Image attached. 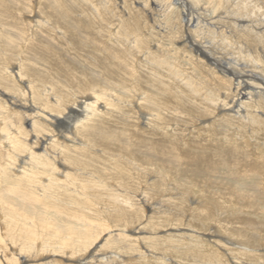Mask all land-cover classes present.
I'll return each instance as SVG.
<instances>
[{
	"label": "bare ground",
	"instance_id": "6f19581e",
	"mask_svg": "<svg viewBox=\"0 0 264 264\" xmlns=\"http://www.w3.org/2000/svg\"><path fill=\"white\" fill-rule=\"evenodd\" d=\"M206 1V3H208L209 0ZM228 1L229 0L223 1L225 2V4H222L224 5L223 7L227 5ZM248 1V4L246 2H238L244 6L238 4L237 11H239L240 14L246 15L249 18L253 17V23L244 26L240 25L241 29H237V31L242 30L244 32L243 35H245L246 41L248 43L252 44L250 40L256 39L257 44L263 47L264 49V31L257 28V26H261L264 21L263 18H261L260 20L258 19L259 15L264 17V7H262L260 0ZM152 2L153 4L157 3V5L159 4L158 2H160V4L165 3L168 7H171L172 4L171 1L169 2V0H152ZM186 3V0H177L174 4H180L183 7H186ZM99 4L103 6V9H106L107 4H105L104 2H99ZM92 9L96 10L97 8L93 6ZM255 17L257 18V20L255 19ZM192 20L193 17L190 16L189 18L187 17V19H184L183 21L188 26L192 22ZM32 24L36 27L44 26L46 28L52 29L50 22L43 17H36V20L33 21ZM196 25L197 26H195V28L199 30L200 23H197ZM237 25L238 24H236L235 26ZM205 26L207 25L204 24V26H202L201 28L204 29ZM206 29L207 31L205 32L209 33L210 37L215 39L211 42L217 49L222 50L223 52H226L228 48L232 50H238L234 47L236 46L235 43L237 41L236 34L234 35L232 34V32H229L228 35H226L220 30L216 32L214 30H210L209 28ZM57 30L58 29L56 28L55 32H57ZM123 30L125 31V29ZM194 38L195 37L187 36L186 43L190 45V50L195 52L197 57L201 56L202 59L205 61L206 65H209V71H206L208 75H212V73L218 72L222 76V78H226L225 75H231V77H233L234 79H239H237V82L234 87L235 96L234 98H232L230 103L227 102L225 99H221L220 97V90L223 89L226 93L228 91L227 87L229 86L210 87V84L207 80L204 79L202 74L195 75L191 72L186 73L184 71H181V69H178L173 62H169L168 57L154 58V54L151 51L142 48L143 41L141 42V40L136 39L108 40V42H110L112 46L109 43L107 44L111 47H113V44H117L120 50L127 52L126 54L124 52L122 55L126 58V60H129L133 53L135 55H141L143 59L141 60L142 64H138V66L139 69L141 68V72L145 74L141 76L137 74L133 69H131L133 67H125L124 63H120L117 61L116 63L111 62V60L116 59V57L113 54H110V51L112 50H110V47L106 45V40L59 41L60 43L66 45L65 47L68 48L69 52H79L81 54V59L85 58V60L83 59V61H81L84 63L86 61V64H81L79 63V60L77 61L75 58H73L74 63L77 61L75 64L80 65L78 69H74L71 63L68 64L62 61V58L61 56H59V52L56 49L62 51L63 53V50L65 48H61L59 44L54 42H50L54 45V48L48 49L46 46L43 48H38V45H40V41L31 40L33 39L32 35H29L30 40H28L27 42V47L28 50H33L34 52H26L23 54L19 53V61H17V70L14 71V69L11 67L13 64L10 65V61H7L5 55L1 58V62L4 59V63L2 62V65H0V86L2 87L3 85L4 90L0 89V153L2 156H5L4 158H2L4 160L3 174L5 173L6 178H8L9 180L6 183L8 185V190H11L10 192H14L15 195L13 196L12 194V196H17V198L21 201L27 200L28 202H38L42 199L53 200L62 205H58L54 208L55 211L58 212L57 214L60 215L56 216L58 218L60 217V221L62 223L64 220H67L68 222H73L74 224L81 225V227H78L77 230H75L74 227L73 229L67 227L68 232L59 236L57 240H53L54 238H52L50 235L48 237L44 233L45 237L43 238L41 236L43 238L42 244L39 245L37 241L41 237L40 235H38V232L35 231V227L33 226L34 224L31 223L26 225L25 220L20 219V215L18 213L12 212V210H10L11 212H9L8 214H4L6 218H3L2 223H5V219H8L9 222L7 221V223L4 224V228L1 227L2 223L0 225V251L4 249V245L11 246V248L8 249L12 252L10 260H12L16 255H19L21 261L25 262L28 258L30 259V257L37 258L41 257L42 254H46V256L50 257L52 256L53 258L54 256H57L53 254H60L61 256L57 257H62L63 259H66L67 257L71 258L76 256V258L74 259L76 260L75 264H128V262L124 263L126 260L121 258L120 255H108L106 253H101L100 250H97L99 251V254L98 252H96V250L92 248L96 243V239L98 235H100V233L96 234L92 238L91 231L92 227H95L93 226V223L96 226L98 225L97 223H95V218H98L101 213L97 209L99 207L101 208L103 204L104 212L108 213L107 216L111 220L119 222L117 225L119 227V232L116 231L117 233L112 235V238H110V236L109 239L106 241L107 243H116V239H114V237H118V240H124L127 243L129 250L137 255L139 259L138 261H147V258L151 257L154 258L155 264H172L170 262V258H164V256H156L159 255L156 250L157 242H159V239H156V241L154 239H151L152 237H150V234L149 237H146V239L144 240L145 244H143L142 246L137 235L139 232H141L140 230L144 228H134L128 230L127 222L129 221L126 220L128 218L126 215L127 213H124L127 211L126 206L128 208H132V206L135 204H144L145 206L148 204V206H150L152 200L158 201V207H162L163 204L169 203L174 205V207L178 210V213H174L172 210V212L170 210H158L155 212L157 213V216L155 215L154 219H160L158 214H167L172 216V220H177L178 218L185 216L186 213L182 206L178 208L177 204L173 203L174 200L185 202V199L191 198V194L195 195L196 193L193 190H188L186 188H184L186 189L185 191L179 192V189L183 188V186L181 187L175 184L174 188H172L173 191L170 194V197L167 200L164 199L167 182L169 180L168 176L164 175V173L162 172V168H159L158 171L153 170L154 167L151 169L148 166L151 171H149V169L147 168L148 161L151 165L155 164V157H158L156 148L160 145L145 144L143 146V150L146 153H148L150 156L155 155L154 159L147 160L145 162V165H143L141 160L139 159L143 156V154L140 157L136 156L137 149L135 147H137L140 143L143 142H141V137H143V133H141V135L140 131H144H142L141 129L146 128L150 130L149 132H147L148 136L150 137V139L148 140L153 141L155 140L154 136L158 135L165 138H169L172 141L174 140L173 142H176V138L171 137V134L174 129H172L173 124H170L169 121V112L170 115L173 117L176 116V114L180 113V115L183 114V117L189 120L197 121L200 119L196 115L200 117H205L208 115V117L211 116V118L213 117L215 120H217L218 117L212 116V114H214L213 112L216 110L218 113H224V115L221 114L222 117L219 118L217 122H222L226 125V127H230V133H232L233 137L231 136L232 138L229 137L226 139V136L228 135L227 132L224 133L223 137L226 141V144H213V152H218L220 149L225 150L227 148H231V151H234L236 153V150H238V148L237 146H233L231 144L232 140H244L242 134L246 132V128H250L251 131L248 132L247 136L245 137L255 143V149L264 152V141H261L262 138L260 140L258 139L259 135H264V71L261 70L262 72H258L256 75H254L250 72L252 70H248L249 72L243 70V72L248 73L247 76L251 75V77H246V80H240L241 76H244L245 74L243 75V72H238L236 70V65L233 66L226 62H220V60L214 56V53L216 51L212 53L208 50L207 46L200 45L201 43L199 44L196 40H194ZM8 49L7 51L10 50ZM256 51L248 50L243 52L238 50L236 55L239 59H242V61L247 62L248 64L246 65H250V68L256 71L259 69V61L254 56V53ZM10 53L12 52L10 51ZM22 55L23 57H25L24 60L21 58ZM62 55L63 57L65 56L69 58L66 53H63ZM238 58L237 60H239ZM203 60H201V64L203 63ZM31 62H34L38 65H30ZM26 64L30 66H27ZM81 65H83V69L80 68ZM32 66L35 67L34 69L37 68V71L40 70L47 74V76L49 75V77H54L52 78V80L56 83L64 85L62 83L64 81V83L66 84V86L64 85L65 87H67V83H71V85L75 84L77 85V88L84 87V92L81 93L83 94V96L80 97L78 94L79 97H77L75 93L71 94L73 96V99L71 101L69 100V105H67L64 110H59V106H61V104H63L65 101V96L61 97L60 93H56V88L55 86H53L54 83L51 84L49 83V81L43 82L41 78L43 73L40 72L42 74H36ZM44 66L46 69L43 68ZM135 66L136 65H134V67ZM127 67L129 69H126ZM150 67H154V69L161 70L162 74L154 72V70L150 69ZM234 70H236L237 72L235 73ZM163 73H166L169 77L168 79H166L167 81L171 82L172 80V82L175 83V85L171 83L172 85H174V87L172 89L170 88L171 90L169 88L166 89L167 92L165 88L162 87L165 86L164 83H161L163 80L162 78H165ZM77 74L79 78L81 77L83 79H77ZM10 82H12L14 85H19L18 87L21 89L20 92L17 94H23L22 97L25 96L24 94L28 93L26 92V90H28L27 87L30 88L33 93L32 98L34 100L31 99L32 102L25 100L28 98L26 95L27 98H25L23 102V98L21 99L20 102L22 103L18 102L16 100L17 98L14 97L15 95L13 96L9 93L10 88H7L8 90H6L5 88V85ZM25 83L27 84V87ZM48 84L49 86H51L50 89L47 88ZM168 84H166V86H168ZM220 85L222 84L220 83ZM240 88L242 90H239ZM163 90L166 93H163ZM182 90H186L187 95H184V93L183 95H176L175 92H180ZM171 91H174L173 94L175 96V104L179 103L180 106L184 108L183 113L181 112L180 107H178V104L176 106L172 105L170 102L164 101L165 95L168 96L167 93L169 92L170 94ZM181 97H185V101H188L187 98L189 99L188 102H190L191 104L188 107L190 108L183 106V99ZM198 99L199 103L197 102ZM10 101H12L11 104ZM14 101L19 103L20 105H14ZM48 102H50L49 108L47 106L49 104ZM10 106H12V108ZM9 108L16 110L15 113H17L18 116L22 115L23 119L32 121L30 122V129L26 131L30 133L26 134V136L23 137L24 134L23 132L21 133V129L17 128L16 124H14L12 118V113H14V111L9 110ZM64 112H66V114H64ZM128 113H132L133 115L141 114L146 117L143 120V123L141 124L142 126H140L141 129L137 128L138 123H136V121L133 126L127 122L125 118H127L126 115H128ZM32 117L34 119H32ZM35 118L42 120V122L46 123L45 126L48 128L47 133H43L42 128L37 124L39 122L36 123ZM180 118L182 117L180 116ZM171 120L173 119L171 118ZM203 127L209 131H212L215 128V122L213 121L211 122V124H205L203 125ZM154 131L155 133L153 134ZM212 136L217 137L215 133L212 134ZM229 139L231 140V142H228ZM211 145L212 144L205 146L208 147L207 149H210ZM197 146L198 147H194L197 150H207L202 144H199ZM72 150H75L74 153L72 152L73 154L70 153V151ZM120 151L127 152V154L129 155L126 156H128L129 158L123 155L122 159L119 160L118 158L121 156ZM97 152L100 156V158H97L101 159L104 163L110 161L113 162L111 171L112 174L118 171L119 168H122V171L119 176H116V173L114 174V176H106L105 174L104 176H101L99 173L98 175H94L92 172L86 171V168L88 166H91V158H93V156L97 154ZM76 153H79L82 157L79 158V155H77ZM103 157L110 159V161L108 159L104 160ZM175 157L170 156L169 158L175 162H178V160L181 159L179 156L178 158ZM213 157L215 158V156ZM222 157L216 159L217 165H214L213 162L208 161V163H206L205 161L203 163H199V166H195L194 159H192L191 162L188 163L190 164V168L192 170L193 168L195 169L196 167H201L194 174H211L212 171L208 172L209 168H207V165L209 163H212L214 168L217 169H219V167H224V169L226 168L227 162L229 160L227 161L224 156ZM121 160L122 163H120ZM69 163H71V165H69ZM1 165L3 164H0V167ZM158 165L161 167L162 164L160 161H158ZM255 165L256 167H248L246 165L245 168H248L244 171L242 169L241 173L244 172L245 177L247 176V178H260V180L256 179V188L261 189L264 188V156L256 155ZM105 166L106 165L100 166L99 169L101 170V167L104 169ZM7 170H9V172L11 173L6 174L8 172ZM150 172H154L152 174H155V177H157V184H159V187H153L154 189H150L148 186H145V189H143L141 188V185L136 180L134 175L135 173H137L139 176L140 174H142L143 176H148V173ZM225 175L228 176L230 174L226 173ZM107 177H109V180H107ZM198 179H200V177ZM200 182L203 183L205 187L206 185H219L216 183H207V181L204 180H201ZM6 184L5 186L7 187ZM10 185H13V187H10ZM19 185L23 186V188L20 189ZM197 185H199V183H197ZM131 189H134V191H132ZM202 191H204V189L201 188V193L204 194V192ZM220 193L222 195H225L224 191H220ZM138 194L139 196H137ZM7 196L5 195V197ZM59 197H61V200H55ZM204 199L205 198L203 196H199L197 200L195 199L196 205L200 206L201 201ZM208 199L211 202L207 203V201L205 204L201 205L202 208L197 209L196 212L191 214L188 223V226H190L191 229H187V232L184 231V233L177 232L178 237H182L185 240V248L190 249L191 252H193V249L195 248L197 250L199 249L200 251L205 248L207 250L208 248H210V246L214 247V245L211 244V241H208L207 244L203 242V238L199 237L198 232L202 230H208V225L211 221L216 220L215 222L217 225H222L224 220H226L224 219L225 216H223L224 213L221 212L220 202L216 201L213 197L210 196ZM150 207L153 208V206ZM226 207L228 209H226ZM231 207H233L231 203H229L228 206H225L226 211L224 212L226 213V215H229V213H231V211H229V208ZM67 211L71 212V214H69ZM211 211L213 212L211 213ZM239 211L236 210L234 212ZM137 212L138 210H133L132 213H128L129 217H136ZM87 213L99 216H95V218L90 219L91 217L88 216ZM258 213L264 214V208H260ZM245 214L255 217V214L250 211L245 212ZM38 217L39 216H37V219ZM227 217L229 218V216ZM256 217V221H252L249 219H246V221L243 220V222L241 223V225L245 227L243 228L248 230L254 226L255 230H264V216H262V218L260 216L259 218ZM154 219H151L149 221V224ZM219 219H222L223 222H219ZM48 223L53 224L52 222ZM58 224L59 223H56V227H59ZM194 225L198 227V230H194V228L197 229ZM110 230H108V232H111ZM210 230L212 233L216 232V229L213 227H211ZM73 231L76 232V238H73ZM237 232L239 233L231 234L230 232H226L227 239L229 241L231 240V242H233L235 239L239 243L238 247L240 248V250L242 249L244 251H247L248 246L246 242L248 238L244 236L245 234H243V232H240L239 230ZM153 233L154 232H152V234ZM260 233H264V231ZM176 234L171 235L170 237H173ZM230 234L234 235L235 237L232 239ZM249 235H251V237L253 238H255L256 236V234ZM236 237L238 238V240ZM261 239H264V235ZM251 244L253 246L255 245L253 244V240H251ZM54 245H56V248L53 249ZM201 254H195L193 256L198 257L199 255L201 257L203 255ZM232 254L234 255V253H231V256ZM234 256L231 257L235 260L234 261L232 259L233 264H235L236 261H239L237 264H243L245 261H247V259H245L246 254L244 255V253L241 254V258H237L236 255ZM205 257L206 259L204 264H215V262L210 261L212 259L207 260L208 256L205 255ZM226 258L227 257L225 256V259ZM198 259L200 260L199 257L197 258V260ZM243 259H245V261ZM70 260V263L74 264L72 263V261H74L72 258L66 259L67 262H69ZM58 261L62 260L59 259L56 262ZM263 261L264 260H262V262ZM217 262L218 261H216V264ZM58 263L60 264L61 262Z\"/></svg>",
	"mask_w": 264,
	"mask_h": 264
},
{
	"label": "rangeland",
	"instance_id": "374dc122",
	"mask_svg": "<svg viewBox=\"0 0 264 264\" xmlns=\"http://www.w3.org/2000/svg\"><path fill=\"white\" fill-rule=\"evenodd\" d=\"M170 1L172 2L171 7H168L165 3L160 4V2H158L159 3L158 5H157V3L153 4L152 0H101V1L100 0H0V46H1L0 49L2 50V51L0 50V65H2V62L4 63V59L1 62V58L5 55V58L7 59V61L8 62L10 61V65L13 64L11 67L14 69V71L18 69V62L17 61H19V59H18L19 53L23 54L26 52H28V53L34 52L33 50H28V47H27L28 46L27 42H28V40H30L29 35L33 36V39H31V40H39L40 41V45H38V48H43L45 46L48 49L54 48L53 47L54 45L50 42L57 43V44H59V46L61 48L62 47L65 48L63 50V53H66L69 56V58L65 57V56L63 57L62 51H60L58 49H56V50L59 52V56H61L62 61L65 63H68V64L71 63V65L74 67V69H78L80 66L79 64L78 65L75 64L78 60H79V63L86 64V61H85V63L82 62L83 59L85 60V58L81 59V54L79 52H76V51H75V53H73L72 51L69 52L68 48L65 47L66 45L59 42L60 40H104V41L106 40L105 42H106V45L108 46L107 43L110 44V42H108V40H135L136 39V40H141V42L143 41L142 42L143 43L142 48L148 49L149 51H151L154 54L153 55L154 58H159V57H166L167 58L168 57L169 62H173L178 69H181V71H184L186 73L191 72V73H194L195 75L202 74L204 79L207 80L208 83L210 84L209 85L210 87L211 86L212 87L229 86V87H227L228 91L226 93L223 89L220 90L221 91L220 97H221V99H225L227 102L230 103L232 98H234V96H235L234 87H235V84H236L238 78L234 79L233 77H231V75H225L226 78H222V76L218 72H214L215 74L212 73V75H208V73L206 71H209L208 70L209 65H206L205 61L202 59L201 56L197 57L195 52L190 50V45L188 43H186L187 42V36L188 37H195L194 40H196L199 44L201 43L200 45L207 46L208 50L211 51L212 53H214L216 51L214 53V56L217 59H219L220 62H226V63H229L233 66L236 65V67H237L236 70L238 72H243V70H245L246 72H249L248 70H252L250 72L252 74L256 75L258 72L260 73V72L264 71V69H263L264 68V62H263L264 61V56H263L264 55V53H263L264 49H263V47H261L257 44L256 39L250 40L253 45L248 43L246 41L245 35H243L244 32L242 30L237 31V29H239V30L241 29L240 25L244 26V25H250L253 23L252 22L254 20L253 17L249 18L246 15L240 14L239 11H237L238 10V7H237L238 4L241 6H244L238 2H246L248 4L249 1L248 0H229L225 7H223L224 5H222L223 3L225 4V2H223L224 0H222V2H221V0H214L215 2L213 0H209L208 3H206L207 2L206 0H188V1L186 0V2H187L186 7L185 6L183 7L180 4H174L175 1H177V0H169V2ZM260 1H261L262 7H264V0H260ZM99 2H102V3L104 2L105 4H107L106 9H103L102 8L103 6H101L99 4ZM229 3H231V4H229ZM93 6L96 7L97 9L96 10L92 9ZM111 13H112V15H111ZM190 16L193 17V20L187 26V24L183 20L184 19L186 20L187 17L189 18ZM36 17H43L46 20H48L51 24L52 29L46 28L44 26L43 27L33 26L32 22L36 20ZM261 18L264 19L263 16L259 15L258 19L260 20ZM255 19L257 20L256 17H255ZM197 23H200L199 30L197 28H195V26H197L196 25ZM204 24L207 26H205L203 29L201 27L204 26ZM236 24L239 25V26L237 25L239 28L237 26H235ZM56 28L58 29L57 32H55ZM206 28H209L210 30H214L216 32L220 30L221 32H224L226 35H228L229 32H232V34H234V35L236 34L237 41L235 40L236 46H234V47L237 48L239 51H243V52L248 51V50L256 51V48H257V51L254 53V56L259 61V69L254 71V69L250 68V65H246V64H248L247 62L242 61V59H239L238 56L236 55L238 50H232V49L228 48L226 50V52L225 51L223 52L222 50L217 49L214 46V44L211 42L212 40H215V39L210 37L209 33L205 32V31H207ZM257 28L264 31V21L261 24V26L258 25ZM123 29H125L126 32ZM129 35H131V36H129ZM254 41H255V43H254ZM25 43H26V45H25ZM110 45L108 46V47H110V50H112V51H110V54H113L116 57V59H112L111 62L116 63V61H117L120 63H124L125 67L126 66H129V68L133 67L131 69H133L140 76L145 75L141 72L142 70H141V68L139 69V66H138V64H140V65L142 64L141 60H143V59H142L141 55H135L132 52L133 54L131 53L132 56L130 55L131 57L129 58V60H126V58L122 56L125 51L120 50L119 47L117 46V44L116 45L113 44V47L115 49L113 47H111L112 45L111 46ZM254 45H255V47H254ZM6 48L7 49L9 48L10 50L8 49L9 51H7ZM18 50L19 51L22 50V51L19 52ZM10 51L12 53H10ZM126 53L127 52H125V54ZM14 56L16 57V59ZM236 57L239 60H237ZM21 58L23 60L25 59V57H23V55ZM73 58H75L77 60L75 63H74ZM201 60H203L202 64H201ZM235 61H236V63H235ZM12 62H14V63H12ZM32 64L38 65V64H35L34 62L30 63V65H32ZM30 65H27V66H30ZM134 65H136V66L134 67ZM34 68L35 67H33V70L36 72V74L42 72L40 70H38L39 71L38 72L37 68L36 69H34ZM43 68H45V66ZM80 68L83 69L84 68L83 65H81ZM129 68L127 67L126 69H129ZM150 69H153L154 72H158V73L162 74L161 70L154 69V67L153 68L150 67ZM241 69H242V71H241ZM236 70H234L235 73L237 72ZM246 72L242 73L243 75L244 74L245 75L241 76L240 80H246V77L247 78L251 77V75L247 76L248 73H246ZM42 73H40V74H42L41 78H42L43 82L49 81V83H51V84L54 83L53 86H55V88H56V93L57 92L60 93L61 97L65 96L64 97L65 101L63 104H61V106H59L60 107L59 110L62 111V110H64V108L67 105H69V100L71 101L73 99V96L71 94L75 93L77 97L83 96V94H81V93L84 92V89H85L84 87L83 88L82 87L77 88V85L72 84L73 85L72 86L71 83H67V87H65L66 84L64 83V81L62 83L65 86L54 82L52 80V78H54V77H52V76L49 77V75L47 76V74H45L44 72H42ZM163 74H164L165 78H162L163 80L161 83H164L165 86H166V84H168V83L169 84L166 87L165 86H162V87H164L165 90L168 88L172 89L174 87L175 83L172 82V80H171V82L167 81L166 79H168L169 77L167 76L166 73H163ZM215 75H216V77H215ZM77 79L82 80L83 78H81V77L79 78V76L77 74ZM210 81H211V83H210ZM171 83H173L174 85H172ZM220 83L222 85H220ZM9 84L11 85V87ZM25 85L27 87L26 83H25ZM56 85H58V86H56ZM18 86H19L18 84L14 85L12 82H10L7 85H5V88H6V90H8L7 88H10L9 93L13 96L15 95L14 97L17 98L16 100L18 102H20L22 98H23L22 99V102H23V100L27 97L28 98L25 100L32 102V100H34V99L32 98L33 93L31 91V89L27 87L28 90H26V92H28V93L25 92L26 93V94H24L25 96L22 97L23 94L22 95L17 94L20 92V89H21ZM47 88L50 89L51 86H49V84H48ZM66 88H67V90H66ZM0 89L4 90L3 85H2V87L0 86ZM239 90H242V89L240 88ZM166 92H167V90H166ZM166 92L163 90V93H166ZM173 93H174V91H171L170 94L168 92L167 93L168 96L165 95L164 101L170 102L172 105H176V106L178 104V107H180L181 112L183 113L184 108H182L179 103L175 104V102H174L175 96ZM175 93L178 96L183 95V93H184V95H187L186 90H182L180 92H175ZM62 94H65V95H62ZM78 94H79V96H78ZM26 95H27V97H26ZM171 96H173V97H171ZM181 98L183 99V101H182L183 106L190 108V107H188L191 104L190 102H188L189 99L187 98L188 101H185L186 100L185 97H181ZM133 100H134V98H133ZM22 102H20V103H22ZM197 102L199 103V99L197 100ZM11 103H12V101H10V104ZM14 103H15L14 105H20L19 103L15 102V101H14ZM48 103H47L48 104L47 106L49 108L50 102H48ZM8 105H9V103H8ZM12 106H10V107L12 108ZM9 110L14 111V113H12L13 122H14V124H16L17 128L21 129V133L23 132V134H24L23 137L26 136V134L30 133V132H26V131L30 129V126H31L30 122H32V121H29L27 119H23L22 115L18 116V114L15 113L16 110H13L10 108H9ZM12 111H10V112H12ZM129 112H130V110H129ZM213 113L214 114H212V116L218 117L217 120H215L213 117L211 118V116H209L210 117L209 118L208 115L205 117L201 116L202 118L200 116L196 115L200 120L194 121V120H189V119L183 117L184 115L183 114L180 115V113L176 114V116L173 117L170 115V112H169V114H168L169 121H170V124H173L172 129H174L172 134H171V137H175L176 142H173L174 140L172 141L169 138H165V137L158 136V135L154 136L155 140H153V141L148 140V139H150V137L148 136L147 132H149L150 130H148L146 128L141 129V127H140V126H142L141 124L143 123V120L146 117L144 115H141V114L133 115L132 113H128V115H126L127 118H125V119L127 120V122L130 125L133 126V124H135V121H136V123H138L137 128L144 131V132L140 131V134L143 133V135L141 134L143 136V137H141V142L142 141L143 142L140 143L137 147H135L137 149V151H136L137 157H140L143 154V156L141 158H139L143 165H145V162L147 160L154 159V157H155V155L150 156L148 153H146L143 150V146L145 144L160 145L156 148V151L158 153V157H155V160H156L155 164L151 165V164H149V161H148L147 168H148V166L151 169L154 167L153 170H157V171L159 170V168H162V172L164 173V175L168 176L169 180L167 182V187L165 190L164 199L167 200L170 197V194L173 191L172 188H174L175 184H177L181 187L183 186V188L179 189V192H183L186 189H188V190H193L196 193L195 195L191 194L190 195L191 198L185 199V202L174 200L173 203L177 204L178 208H180L182 206V208L185 210V213H186L185 216L180 217L177 220H175V219L172 220V218H171L172 216L167 215V214H158L160 219H154L155 215L157 216V213H155V212L158 210H160V211H168V210L171 211L172 210L174 213H178V210L174 207V205L169 204V203L163 204L162 207H158V201L152 200V203L150 206H153V208L148 206V204L146 206L144 204H139V205L135 204L132 206V208H128L126 206L127 211L124 213H127L126 215L128 218L126 220L129 221V222H127V228H128V230H131L134 228L135 229L144 228V229L140 230L142 233L139 232L137 235L142 246H143V244H145L144 240L146 239V237H149L150 234H151L150 237H152L151 239H154L155 241H156V239H159V242H157V248H156L157 253L159 255H156V256H160V257L164 256V258L168 257V258H170V260H171L170 262L172 264H189L190 261H191L190 264H192V263L204 264L205 259H206L205 255L208 256L207 260L212 259L210 261L215 262V264H216V261H218L217 264H226V263L227 264H229V263L233 264V262H232L233 258H231V257L236 255L237 258H241L242 253H244V255L246 254L245 259H247V261H245V259H243L246 262V263L244 262L243 264H252V263L253 264L254 263L264 264V261L262 262V260H264V257H261V256H264V253H263L264 252V239H261L262 236L264 235V233H260L264 230L263 229H261V231L255 230L254 226L247 230V229H244L245 227L243 225H241L243 220L246 221V219H249L252 221H256V219H255L256 216L258 218H259V216L261 218H262V216H264V214L258 213L260 208H264V194H263L264 188H261V189L258 188L259 190L256 188V186H257L256 181L260 180V178L259 179L256 178L257 180L254 178H252V179L247 178V176L245 177L244 172L241 173L242 169L244 171L248 167H256V165H255L256 155L257 156H264V152L258 151L257 149H255V147H254L255 143H253L251 140H248V138L245 137V136H247L248 132L251 131L250 128L245 129L246 132H244V133H246V134H244L242 132L244 140L243 139L242 140H232L231 144L233 146H237V148H238V150L235 149L236 153L234 151H231L232 150L231 148H227L225 150L220 149L218 152H213L212 149L214 148L213 147L214 145L223 144V143L226 144V141L224 140V137H223L224 133L227 132L228 136H226V139L229 137L230 138L233 137L232 133H230L231 132L230 127H226V125L223 124L222 122H217L219 120V118L222 117L221 114L224 115V113L223 112L218 113L216 110ZM64 114H66V112H64ZM259 114H261V113H259ZM180 116L182 118H180ZM19 117H20V119H19ZM21 117H22V119H21ZM171 118L173 120H171ZM203 118H204V120H203ZM32 119H34V118L32 117ZM201 119H202V121H201ZM38 120L39 119L35 118L36 123L39 122L37 124L42 128L43 133H47L48 128L45 126L46 123L42 122V120H39V121ZM191 121H192V123H191ZM213 121L215 122V128L212 131H209L203 127V125L211 124V122H213ZM154 133H155V131L153 132V134ZM214 133L217 135V137L212 136V134H214ZM27 137H29V136H27ZM258 139L259 140L261 139V141L262 140L264 141V135H262V136L259 135ZM228 142H231V140L229 139ZM199 144L204 145V147L206 149L208 147L205 145H209V144H212V145H211L210 149L202 151V150H197L194 148L195 146L198 147L197 145H199ZM70 149H72V148H70ZM191 149H193V150H191ZM74 151L75 150H72V151H70V153H72V152L74 153ZM120 153H121V156L118 158L119 160L122 159L123 155L124 156L129 155V154H127V152H124V151H120ZM76 154L79 155V158L82 157L79 153H76ZM98 154L99 153L97 152V154H95L93 156V158H91V163H90L91 166H88L86 168V171L92 172L94 175H98V173H99L101 176H104V174L106 176H111V175L114 176V174L116 173V176H119V174L122 171V168H119L118 171H116L114 174H112L111 171H112L113 162H111L110 159L103 157L104 160L108 159L111 162V163L110 162L104 163L101 159H99L100 156ZM170 156H172V157L176 156L177 158L179 156L181 159H179L178 162H175L169 158ZM213 156H215V158ZM222 156H224V158H226L227 161L228 160L230 161V163H229V161L227 162V165H226L227 169L226 168L224 169V167H219V169H217V168H214L212 163H209L207 165V168H209L208 172L212 171L211 174L210 173H207V174L196 173V174H194L201 167H196L195 169L193 168V170H192L190 168V164L188 163V162H191L192 159H194L195 166L196 165L199 166V163H203L205 161H206V163H208V161H209V162H213L214 165H217L216 159L221 158ZM4 157L5 156H2L0 153V162H2L0 164H3L0 167V169H1L0 170V180H1L0 191H3V192H0V194H1L0 195V217H1L0 225L3 222V218H6V216L4 214H8L9 212H11L10 210H12V212L18 213L20 215L19 216L20 219L25 220L26 225L33 223L34 224L33 226L35 227V231H37L38 235H40V237L42 236L43 238L45 237V234H46V236L49 237V235H50L52 238H54L53 240H57L59 236L68 232L67 227H69L70 229L71 228L73 229V227H74L75 230H77L78 227H81V225L74 224L73 222H68L67 220H64L62 223L60 221L61 220L60 217L58 218L56 216V215H59V214H57L58 212L55 211V209H54L56 206H58V205L62 206V205L53 201V200L42 199L41 201H38V202H35V201L28 202L27 200L26 201L19 200L17 198V196L13 197L15 195V193L10 192L11 190H8V185L6 183L9 180H8V178H6L5 173L3 174L4 160L2 158H4ZM97 157H99V158H97ZM126 157L129 158L128 156H126ZM158 161L161 162V164H162L161 167L158 165ZM120 163H122V160ZM69 165H71V163H69ZM103 165H106V166L104 167V169L101 167V170H102L101 171L99 169V167L103 166ZM246 165L248 166L247 168H245ZM211 166H212V168H211ZM94 167H96V168H94ZM7 171L8 172L6 174L11 173V172H9V170H7ZM108 171H110L111 173ZM149 171H151V170L149 169ZM152 173H154V172L148 173V176H145V175L143 176L142 174H140V176H139L137 173H135V175L133 173V175L136 178V180L139 182V184L141 185V188L145 189V186H148L150 189H154L153 187H159V184H157V182H158L157 177H155V174L153 175ZM226 173L230 174V175L226 176L225 175ZM199 177H200V179H198ZM107 178H108L107 180H109V177H107ZM201 180L207 181V183H212V184L216 183L219 185L218 186L206 185V187H205L203 185V183L200 182ZM110 182H114V181H110ZM197 183H199L200 187L202 189H204V191H202V192H204V194L201 193V188L199 187V185H197ZM5 184L7 185V187L5 186ZM168 186H169V188H168ZM10 187H13V185H10ZM19 187H20V189L23 188V186H21V185H19ZM131 188H134V187H131ZM184 188H186V189H184ZM131 190L134 191V189H131ZM142 191H144V190H142ZM220 191H224L225 195H222L220 193ZM12 194H13V196H12ZM233 194H235L237 197ZM5 195L6 196L8 195V196L5 197ZM198 195L200 197L203 196L205 198L204 200L201 201L200 206L196 205V200L199 197ZM137 196H139V194ZM209 196L213 197L216 201L220 202L221 212L224 213L223 216H225L224 219H226V220H224V222H223L222 219H219V222H223L222 225L218 224L219 226L216 224V222H215L216 220L211 221V222H209L208 230H206V231L202 230V231L198 232L199 237L204 239V240L202 239L203 242H205L207 244L208 241H211V244H213L215 248L210 246V248H208L207 250L205 248V249L200 250V251H199V249L197 250L195 248L199 253L195 249H193V252H191L190 249L185 248V246H184L185 240L182 237H178V233H184V231L187 232L186 231L187 229H191L190 226H188L191 214L196 212L197 209L202 208L201 205L205 204L207 201H208L207 203L211 202L208 199ZM221 196H223V197H221ZM222 199H223V201H222ZM55 200H61V197L56 198ZM229 203H231L233 205V207L229 208V211H231V213H229V215H226V213L224 211H226V209H228V208L226 207V209H225V206H228ZM63 204H64V202H63ZM234 204H235V207H234ZM103 208H104L103 204H102L101 208L100 207L98 209L96 208L101 213L100 216L99 215H91V214L87 213L88 216L91 217L90 219L95 218V216H99L98 218H95V220H96L95 223H97L98 225L96 226L93 223V226H95V227L94 228L92 227L91 232H92V238L96 234L100 233V235H98V237L96 239V243L94 244V246L92 248L94 250H96V252H98V253H99V251H97V250H100L101 253H106L108 255H110V254L120 255L121 258L126 260V261L124 260L125 261L124 263L128 262V264H153V263L155 264L154 258H151V257L147 258V261H138L139 259H138L137 255L129 250L127 243L124 240H118V237H114V239H116V243H107L106 242L110 236H111L110 238H112V235L119 232V230H118L119 227L117 226L119 222H117L115 220L114 221L111 220L107 216L108 213H105ZM5 210H7V211H5ZM130 210H132V211L138 210L136 217H133V218L129 217L128 213H130V212L132 213V211H130ZM236 210H238V211L240 210L239 212H241V211H243V212H241V213L234 212ZM249 211L254 213L255 217L245 214V212H249ZM67 212L69 214H71V212H69V211H67ZM212 212L213 211H211V213ZM47 214H49V215H47ZM37 216H39L38 219H37ZM227 216H229V218ZM103 217H104V219H103ZM46 219H48V220H46ZM151 219H154V220H152V222L149 224V221ZM5 220H6L5 223H7V221L9 222L8 219H5ZM262 221H263V219H262ZM48 222H52L53 224H50ZM121 222H123V221H121ZM5 223H2V225H1L2 228L5 227V225H4ZM56 223H59L58 224L59 227H56ZM194 226H196V225H194ZM211 227L216 229L215 233L211 232V230H210ZM56 228H57V230H56ZM196 228L197 229L194 228V230H198L197 226H196ZM108 230H110L111 232H108ZM238 230L240 232H243V234H245L244 236H246L248 238L247 242H246V244L248 246L247 251H244L242 249L240 250V248L238 247L239 246L238 241H236L234 239V241L231 242V240L229 241L226 237V235H227L226 232H230L231 234L232 233L236 234V233H239V232H237ZM135 231H137V230H135ZM152 232H154V233L152 234ZM75 234H76V232L73 233V238H76ZM127 234H129V233H127ZM174 234H176L177 236L175 235L173 237H170L171 235H174ZM249 234H256V236H255L256 240H255V238L251 237V235H249ZM168 236H169V238H168ZM42 237L37 241L39 243V245L42 244V239H43ZM231 237L233 239L235 236L231 235ZM245 238H243V239H245ZM237 240H238V238H237ZM251 240H253V244H255L254 246L251 244ZM143 241H144V243H143ZM150 241H153V240H150ZM166 244H168V245H166ZM10 248H11V246H9V245L5 246L4 245V249L2 251H0V264H51V263L52 264H59L58 262H61L60 264H71L70 263L71 260L69 262H67L66 259L72 258L74 260L76 258V256L71 257V258L67 257L66 259L65 258L63 259L62 257H57V256H61L60 254H53V255H57V256H54V258H53L52 256L50 257V256H46V254H44V255L42 254L41 257H37V258L30 257V259L28 258L25 262L21 261V258L19 257V255L14 256L15 260H14V258L12 260H10V258H11L10 256L12 253L10 250H8ZM54 248H56V245L53 246V249ZM5 251H7V252H5ZM194 252H195V254H201V253L203 254V255L201 254L202 255L201 257L198 255L200 260L199 259L197 260L198 257L193 256V255H195ZM207 252H208V254H207ZM227 252H228V254H227ZM231 253H234V255L232 254V256H231ZM225 256L227 257L226 259H225ZM59 259L62 261L56 262ZM196 260L198 262L199 261L200 262L198 263ZM51 261H53V262H51ZM75 261L76 260L72 261V263L75 264ZM192 261H194V262H192ZM257 261H258V263H257ZM238 262L239 261H236L235 264H237Z\"/></svg>",
	"mask_w": 264,
	"mask_h": 264
}]
</instances>
